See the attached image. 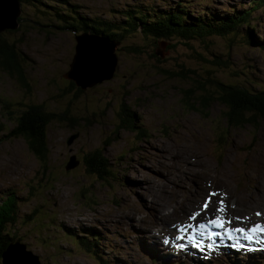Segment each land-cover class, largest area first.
Returning a JSON list of instances; mask_svg holds the SVG:
<instances>
[{
	"label": "rangeland",
	"instance_id": "374dc122",
	"mask_svg": "<svg viewBox=\"0 0 264 264\" xmlns=\"http://www.w3.org/2000/svg\"><path fill=\"white\" fill-rule=\"evenodd\" d=\"M33 1L50 13L20 0L18 28L4 31L8 42L20 39L21 72L11 74L15 65L3 67L0 59V135L14 127L28 105L43 104L63 121L48 124L45 160L21 136L0 141V195L12 189L20 199L18 220L10 228L15 239L43 264H96L95 250H101L108 264H264V249L245 250L246 244L220 234L213 250L216 246L208 240L199 235L195 240L189 233L221 214L213 206L203 208L210 193L217 194L212 201L226 202L223 215L235 226L264 223V119L230 124L225 113L231 109L216 100L215 85L251 81L264 89V53L245 48L241 36L243 48L229 36L184 44L177 37L153 41L137 30L120 39L111 79L72 87L65 74L74 54V34L71 28H55L66 26L60 20H66L68 9L52 0ZM67 1L88 17L123 28V15L134 7L148 18L157 10L176 11L180 2L184 14L202 16L206 9L219 14L249 10L251 1L258 0ZM259 17L258 33L264 35V10ZM220 54L229 56L231 64L204 65ZM189 91H202L205 98L194 107ZM3 101L13 105L11 119L5 118ZM122 104L127 115L136 114L145 134L117 128ZM73 155L79 164L67 170ZM93 158L112 165V179L98 180L82 166ZM234 208H243L242 215L232 214ZM81 234L90 242H80ZM99 234L102 241L96 247ZM258 239L264 242V237Z\"/></svg>",
	"mask_w": 264,
	"mask_h": 264
},
{
	"label": "trees",
	"instance_id": "16d2710c",
	"mask_svg": "<svg viewBox=\"0 0 264 264\" xmlns=\"http://www.w3.org/2000/svg\"><path fill=\"white\" fill-rule=\"evenodd\" d=\"M23 5L26 7H31L33 4L40 11H45L50 13L48 9L40 5L33 0H21ZM53 2L62 5L64 8L68 9L67 15L56 16L57 13H51L59 20L61 18H66V20L61 19L60 21H66V26L60 27V30H65L71 28L72 31L78 32H90L99 33L101 35H107L114 39H121L125 34L135 32L138 30L144 36L151 38L153 41L161 39H170L172 37L179 38L184 44H188L190 39L203 40L207 37L229 36L231 43L241 47L238 41L240 40L237 36H241L242 41L246 43L245 48H252L256 53H264V35L258 33V26L260 21V14L264 10V0L251 1V7L249 10L237 11L236 9H230L229 12L211 13L208 9L204 10V15L202 16H192L191 14H184L187 10L182 8L179 2L175 5L176 11L173 8L167 10L165 8L162 10H157L153 12L152 16L148 17L145 14L139 12L137 7H134L131 12L126 11L124 20L126 21L123 28L125 31L120 32L119 25L115 24L114 21H102L96 19V17H88L79 9L77 4H73L67 0H52ZM24 11V10H23ZM259 11L257 14L255 12ZM40 13V12H39ZM39 13L37 14L39 16ZM64 14V15H65ZM155 15V16H154ZM22 17V16H21ZM136 18V19H135ZM257 18V19H256ZM254 22L256 24L254 25ZM252 24V25H251ZM50 26V25H47ZM13 32V31H8ZM6 32V33H8ZM6 34L0 33V59L3 67H11L10 65H15V67L9 71L11 74L16 72H21L20 62L18 58L20 55L16 49L17 42L20 41L19 38H14L16 41L13 43L8 42ZM18 39V40H17ZM243 43V42H242ZM173 46L175 44H172ZM136 51L137 49L134 48ZM217 60H210L204 65L210 64H223V61L227 62L228 65L231 64V58L227 55H218ZM10 62V63H9ZM249 67L254 71V64H249ZM12 68V67H11ZM8 70L7 68H5ZM205 71H211V67H204ZM188 72H193L189 70ZM254 75V74H253ZM234 76H237L234 72ZM264 78L260 82L264 85ZM74 87V83L70 82V85ZM219 98H216L219 102L229 107L231 110L227 116V120L230 124L235 125V127L248 124L251 118L264 119V89H256L257 84L248 81L247 84L236 83L227 85L223 82L215 81ZM78 89V88H76ZM80 90V89H79ZM204 91V90H203ZM192 94L193 105L200 104L205 95L204 92L200 91H189ZM195 93H200L195 95ZM3 105V110L8 111L5 118L11 119L12 103H1ZM125 107L122 104L120 111L117 113V128H126L131 131H136L140 129L143 134L146 130L141 129L142 127L136 124L137 116L136 114L127 115L125 112ZM53 121H63V117L55 112L48 111L43 104H33L25 106L21 111L20 117L14 119V127L6 130L5 136L0 135V141L11 139L14 137H23L29 147V149L36 154L40 159L45 160V156L48 153L47 147V137L46 130ZM115 127V126H114ZM19 131H15V130ZM103 148L97 149V155L100 156V151ZM123 158V156H122ZM121 158V159H122ZM85 159V158H84ZM83 159V160H84ZM86 163V166L84 165ZM82 166L86 167V170L98 180L106 181L112 179V165L108 163L107 160L102 158L89 159L87 162H83ZM42 176V175H40ZM20 199L17 196L15 190L10 189L0 195V264L2 263V253L7 247L10 241L16 240L11 233L10 228L15 227V223L18 220ZM32 214V213H31ZM31 217V215H29ZM94 233V232H92ZM72 236V234H70ZM77 236L76 234H74ZM80 242L86 239L90 242V239L86 235H80ZM102 241V237H99L96 241V247ZM101 251V250H99ZM102 255L94 258L100 264H108V258L102 259Z\"/></svg>",
	"mask_w": 264,
	"mask_h": 264
},
{
	"label": "water",
	"instance_id": "95a60500",
	"mask_svg": "<svg viewBox=\"0 0 264 264\" xmlns=\"http://www.w3.org/2000/svg\"><path fill=\"white\" fill-rule=\"evenodd\" d=\"M20 15V0H0V33L17 29ZM125 29L120 27V32ZM72 32L75 38L74 54L65 78L83 89L111 79L118 63L116 50L121 45V40L99 33ZM73 139L75 138H71L69 143ZM78 164L79 161L73 155L66 169H74ZM2 264L43 263L39 255L27 249L24 242L16 240L10 241L2 253Z\"/></svg>",
	"mask_w": 264,
	"mask_h": 264
},
{
	"label": "bare ground",
	"instance_id": "6f19581e",
	"mask_svg": "<svg viewBox=\"0 0 264 264\" xmlns=\"http://www.w3.org/2000/svg\"><path fill=\"white\" fill-rule=\"evenodd\" d=\"M79 6V5H78ZM60 7V6H59ZM199 9V8H198ZM92 14V13H91ZM96 17V16H95ZM96 19H97V17H96ZM257 19V18H256ZM260 23V22H259ZM252 25V24H251ZM262 28H263V26H262ZM226 114V117L228 116V114L229 113H225ZM184 161V160H183ZM187 161V160H186ZM187 165V164H186ZM189 166V165H188ZM186 168V167H185ZM189 168V167H188ZM257 187V186H256ZM2 190V189H1ZM219 202L220 201H218L217 199H213V201L209 204L210 205V207H209V209H211L212 208V206L214 207V208H218L219 207ZM224 202V204H226V202L225 201H223ZM193 209V208H192ZM135 210V209H134ZM140 210V209H139ZM214 210V209H213ZM212 210V211H213ZM242 210H244L243 208H234V210H232V214H235V215H242ZM115 211V210H114ZM139 212V211H138ZM121 213V212H120ZM173 213V212H172ZM196 213V212H195ZM195 213H194V215H195ZM201 213V212H200ZM212 213V212H211ZM228 213V212H227ZM106 214V213H105ZM135 214V213H134ZM185 214V213H184ZM198 214V213H197ZM128 215V214H127ZM248 215V214H247ZM111 216V215H110ZM176 216V215H175ZM180 216V215H179ZM182 216V215H181ZM201 216V215H200ZM119 217V216H118ZM231 217V216H230ZM243 217H244V215H243ZM257 216H252V219H254V218H256ZM136 218V217H135ZM181 218V217H180ZM182 218H183V216H182ZM209 218V217H208ZM215 217H213L212 219H214ZM258 218V217H257ZM256 218V219H257ZM186 219V218H185ZM190 219V218H189ZM232 219V218H231ZM230 219V220H231ZM243 219V218H242ZM132 220V219H131ZM171 220V219H170ZM173 220V219H172ZM189 221H191V220H189ZM204 221V220H203ZM208 221V220H207ZM253 221V220H252ZM256 221V220H255ZM179 222V221H178ZM249 222V221H248ZM257 222V221H256ZM181 223V222H180ZM258 223V222H257ZM194 224V223H193ZM202 224H205V225H208V223H202ZM262 224H264V223H262ZM201 225V224H200ZM232 226V227H231ZM226 227H231V228H235V227H242L241 226V223H239L238 222V224H236V226H235V222H232L230 225H226ZM246 227V226H245ZM248 227H251V226H247L246 228H248ZM189 228V227H188ZM96 229V228H95ZM97 230V229H96ZM218 230H222L220 233H221V235H225L224 234V229H218V228H215V227H213V226H211V225H208V227H206V228H204V230H200V229H197V228H195V226L193 227V231H192V229H190V234L191 235H193V236H195L196 237V235H199V237L200 238H203V239H206V241L208 242H206L208 245L209 244H211V245H215V246H219L218 245V243L217 242H215V243H210V239H216L218 236L217 235H211V234H213V233H217V231ZM179 233V232H178ZM201 233H203V234H201ZM154 234V233H153ZM155 235V234H154ZM235 235V234H234ZM259 237H264V235H261V236H258V237H256L255 239H252V240H248V239H246L245 240V238H244V236L242 235V237L241 238H239L238 236H235V238H233L236 242H240V243H242V244H246V248H245V246H243L242 245V247H243V249H245V250H250V251H255V250H258V249H260V250H263L264 249V242H260V243H256L255 241H257L258 240V238ZM219 239V238H218ZM228 239V238H227ZM244 239V240H243ZM263 239V238H262ZM248 240V241H247ZM156 241V240H155ZM192 241V240H191ZM218 241V240H217ZM218 242H220V241H218ZM206 243H202V244H206ZM95 253L100 257L101 255H102V253H101V251H99V250H95ZM254 253H256V252H254ZM103 257H105V256H103Z\"/></svg>",
	"mask_w": 264,
	"mask_h": 264
},
{
	"label": "snow or ice",
	"instance_id": "6c2138e0",
	"mask_svg": "<svg viewBox=\"0 0 264 264\" xmlns=\"http://www.w3.org/2000/svg\"><path fill=\"white\" fill-rule=\"evenodd\" d=\"M216 193H210L207 200L205 201L203 208L205 210L208 209L209 204L212 202V197L216 196ZM226 210V206L224 205L223 200L221 199L219 202V207L217 208V212L221 213L220 215H217L214 219L209 220L208 225H211L218 229H224V234L227 235L230 239L235 238L234 234H240L243 235L245 239L252 240L255 239L258 236L264 235V224L261 223H255L251 225V227H226V225H230L232 223V220L225 219L223 213ZM257 216L262 215L261 213H256ZM191 219H196L195 216L191 217ZM237 219H240L239 217ZM208 225L201 224L200 228L204 229L208 227ZM203 234V233H201ZM211 235H220V233H213Z\"/></svg>",
	"mask_w": 264,
	"mask_h": 264
}]
</instances>
